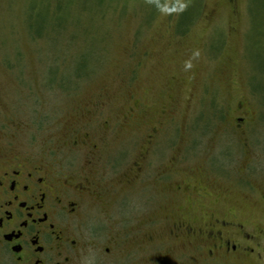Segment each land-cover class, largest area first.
<instances>
[{"label":"rangeland","instance_id":"374dc122","mask_svg":"<svg viewBox=\"0 0 264 264\" xmlns=\"http://www.w3.org/2000/svg\"><path fill=\"white\" fill-rule=\"evenodd\" d=\"M0 134L96 181L120 258L123 218L132 238L178 199L154 182L174 157L185 198L264 229V0H0Z\"/></svg>","mask_w":264,"mask_h":264},{"label":"flooded vegetation","instance_id":"af4514ba","mask_svg":"<svg viewBox=\"0 0 264 264\" xmlns=\"http://www.w3.org/2000/svg\"><path fill=\"white\" fill-rule=\"evenodd\" d=\"M238 112L240 126L247 116L241 103ZM87 139L84 133L64 145ZM147 139L150 144L151 135ZM49 153L24 152L0 134V264H264V229L250 228L234 213L206 210L210 189L194 187L198 198H185L191 185L177 179L183 172L177 157L154 182L169 185L178 199L163 216H147L133 239L131 222L123 218L129 248L118 257L119 236L106 226L109 217L101 222L86 209L87 198H102L96 181L70 175ZM145 164L140 153L130 164L133 179H140Z\"/></svg>","mask_w":264,"mask_h":264},{"label":"trees","instance_id":"16d2710c","mask_svg":"<svg viewBox=\"0 0 264 264\" xmlns=\"http://www.w3.org/2000/svg\"><path fill=\"white\" fill-rule=\"evenodd\" d=\"M80 76H83V74H80ZM80 76H78V77H80ZM66 81V80H65ZM60 85H61V87H63L64 89H68V87H66V83H64V81H60ZM70 86V85H69Z\"/></svg>","mask_w":264,"mask_h":264}]
</instances>
